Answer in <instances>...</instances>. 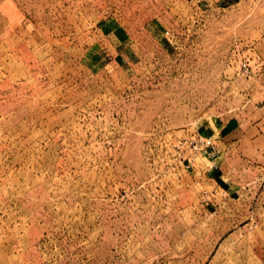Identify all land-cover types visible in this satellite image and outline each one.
Listing matches in <instances>:
<instances>
[{
	"label": "rangeland",
	"instance_id": "obj_1",
	"mask_svg": "<svg viewBox=\"0 0 264 264\" xmlns=\"http://www.w3.org/2000/svg\"><path fill=\"white\" fill-rule=\"evenodd\" d=\"M0 264H264V0H0Z\"/></svg>",
	"mask_w": 264,
	"mask_h": 264
},
{
	"label": "built area",
	"instance_id": "obj_2",
	"mask_svg": "<svg viewBox=\"0 0 264 264\" xmlns=\"http://www.w3.org/2000/svg\"><path fill=\"white\" fill-rule=\"evenodd\" d=\"M242 67L246 72V65H243ZM187 148L193 157H202L208 161L214 160L218 153L213 140L205 137H194L190 139L187 143ZM188 163L191 164V160L188 161ZM215 167L216 166L212 165L210 169H214Z\"/></svg>",
	"mask_w": 264,
	"mask_h": 264
},
{
	"label": "crops",
	"instance_id": "obj_3",
	"mask_svg": "<svg viewBox=\"0 0 264 264\" xmlns=\"http://www.w3.org/2000/svg\"><path fill=\"white\" fill-rule=\"evenodd\" d=\"M215 143V142H214ZM216 144V143H215ZM218 144H216V146H217ZM218 147V146H217ZM222 151H228V148L224 145V147H223V149H222ZM219 152H220V150L218 149V153H217V155H218V157H217V159L219 158V156H220V154H219ZM225 153H223V155H224ZM209 176H211L213 179L212 180H221V181H223V182H225V180H223L222 178H223V176H222V174L221 173H219V170H217L216 169V167H215V169H210V171H209ZM225 185H226V182H225ZM230 189H231V187L230 186H228V188H227V190H229L230 191ZM239 191L241 192V188L239 189Z\"/></svg>",
	"mask_w": 264,
	"mask_h": 264
}]
</instances>
